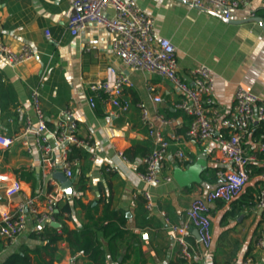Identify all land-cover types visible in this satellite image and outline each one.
Instances as JSON below:
<instances>
[{
	"label": "crops",
	"instance_id": "1",
	"mask_svg": "<svg viewBox=\"0 0 264 264\" xmlns=\"http://www.w3.org/2000/svg\"><path fill=\"white\" fill-rule=\"evenodd\" d=\"M136 2L154 18L157 34L170 39L174 45L180 79L191 83L189 69L197 65H207L213 70L212 95L218 119L228 117L238 85L264 99V0H252L247 9L233 10L228 19L190 6L186 0ZM69 13L68 0H0V39L15 48L26 43L37 52L35 59L15 67L9 66L0 53V84L12 86L17 105L30 114L33 111L29 92L37 87L41 109L50 127L59 109H69L77 125V136L89 140L96 156L90 160L87 152V159L74 161V173L70 177L72 194L68 197L61 193L55 199V203L69 200L71 205L69 213L63 212L62 220H52L59 226L51 225V221L43 225L29 221L25 232L14 243L5 245L0 241V260L20 244L35 246L39 240L32 233L38 235L44 228L50 230L49 226L61 233L63 222L70 230L92 226L104 250V264H264V248L254 247L262 223L255 199L258 189L264 185L261 177L264 154L259 146L264 141L249 128L243 143L247 155L252 157L247 183L230 203L220 200L211 203L210 244L204 246L192 228V236L187 238L190 256H180L181 248L170 225L183 223L191 198L215 186L211 169L224 166L215 142L212 138L193 140L184 136L191 117L177 107L181 93L170 80L124 67L111 49L114 34L101 24L88 23L78 34L71 35L67 29ZM113 13V8L108 7L106 14ZM252 17H260L263 27ZM44 29L49 30L50 39L45 37ZM107 66L127 74L133 83L123 91V98L129 103L124 112L116 113L110 103L99 97L95 99L97 108L87 103V85L104 79ZM152 95L159 96L161 101L154 102ZM138 104L144 105L150 114L160 112L173 119L163 128L170 145L159 166L161 178L170 176L171 180H163L150 189L152 211L144 207L141 195L144 184L135 176L144 170V157L153 148ZM10 117L13 120L9 121ZM21 125L22 117L14 113V107L0 109L1 133L13 135ZM218 133L225 135L226 130L220 129ZM178 149L185 158L176 156ZM117 151L127 155L130 170L103 171L104 161ZM56 158L59 161L58 153ZM21 169L39 173L41 185L32 190L30 182L19 177L17 171ZM191 170H194L193 176L187 177V181L177 180L176 175ZM0 172L18 178L23 193L35 197L39 209H43L49 193L60 191L56 179L42 177L39 160L29 155L18 140L0 149ZM81 186L84 188L79 191ZM73 197H78L82 205L73 203ZM19 200V195L6 196L0 183V205L14 207ZM105 207L124 212L126 216V233L111 244L93 224ZM55 245L57 258L52 264H100L80 253L72 256L64 238ZM32 264L37 262L33 260Z\"/></svg>",
	"mask_w": 264,
	"mask_h": 264
},
{
	"label": "built area",
	"instance_id": "2",
	"mask_svg": "<svg viewBox=\"0 0 264 264\" xmlns=\"http://www.w3.org/2000/svg\"><path fill=\"white\" fill-rule=\"evenodd\" d=\"M186 1L190 6L228 19L233 10L247 9L252 0ZM68 2L70 13L67 18V29L71 35L78 34L88 23L93 22L101 24L106 30L112 32L114 34L111 43L112 52L124 67L166 78L178 88L181 98L177 107L191 117L184 136L193 140L212 138L215 142L220 153L219 159L224 164L215 172V186L191 198L185 210L183 223L170 225L173 237L181 248L180 256L189 258L187 238L192 236L191 227L197 229L199 241L204 246H208L211 241L209 219L211 203L215 200L230 203L240 195L247 183L248 163L252 157L247 155L243 143L251 126L264 123V99L242 85H238L228 117L218 119L212 95L215 83L213 70L207 65H197L189 69L191 83L180 79L177 75L178 64L174 45L170 39L157 34L154 18L145 12L136 0H68ZM110 6L113 8V15L106 14ZM251 16H253L252 12ZM44 35L47 39L51 38L48 29H44ZM0 53L11 67L37 57V52L30 45L22 43L15 48L1 39ZM132 85L127 74L117 72L113 66H107L104 79L87 85L89 91L87 103L94 108L95 99L99 97L110 103L116 113L124 112L128 109L129 103L123 98V91L125 87ZM29 95L33 113L24 111L20 105L14 107V113L22 117V125L13 135L0 132V149L8 148L18 140L29 155L39 160L43 178L51 179L56 170H61L67 177H71L74 162L68 160L67 156L73 146L85 149L89 153L90 160L96 158L90 148L89 140L77 136V125L69 109H59L54 125L48 126L41 109L38 88L32 87ZM151 98L154 102L161 101L157 95H152ZM138 106L141 119L147 128V135L152 139L153 148L144 157V170L135 173V176L144 184L141 191L144 207L147 211H152L154 204L150 189L157 187L163 180H171L170 176L161 178L159 166L170 145V141L163 134V128L170 125L173 119L160 112L150 114L144 105L138 104ZM8 120H13V117ZM220 129H225L226 134H219ZM259 146L264 154V144ZM56 153L59 154V161ZM175 154L179 158H185L181 149H178ZM129 170V159L122 151H117L103 164V171L125 173ZM261 177L264 179V158ZM0 183L3 185L6 196H20V200L14 207L0 205V241L2 243L5 245L14 243L17 237L25 232L31 220L37 225H43L54 219L55 199L57 195H62L61 191L49 193L43 209H39L35 204V197L23 193L21 181L11 173L0 172ZM255 206L261 212L262 223L254 241V247L264 248V185L258 189ZM160 212L165 216L163 211Z\"/></svg>",
	"mask_w": 264,
	"mask_h": 264
},
{
	"label": "trees",
	"instance_id": "3",
	"mask_svg": "<svg viewBox=\"0 0 264 264\" xmlns=\"http://www.w3.org/2000/svg\"><path fill=\"white\" fill-rule=\"evenodd\" d=\"M16 105L17 97L12 86L5 85L4 83L0 84V109L8 110L10 106L15 107ZM95 108H97L96 105ZM250 128H252V134L254 136L264 141V123L253 125ZM67 158L72 162L80 159L85 160L88 158V153L82 147L73 146ZM216 170L217 168L215 167L214 169H211V172L215 175ZM17 172L21 179L30 182L32 190H35L41 185L39 173H35L34 170L25 171L24 169H21ZM72 172L74 173L73 166ZM79 180L82 182V177H80ZM83 188L84 187L81 186L79 191H82ZM72 201L73 203L76 202L79 205H82L78 197H73ZM250 204H252V202ZM55 207L57 208V211L53 213V218L57 221L62 220L63 212L69 213L71 211L69 200H65L64 203L57 201ZM125 220L126 216L124 212L109 210L108 207H105L103 214L93 221V224L97 230L101 232L102 236L107 238L108 243L111 244L122 238L126 233V229L124 228ZM104 221H106L105 224H103ZM192 228L193 227H191V230ZM49 229L50 230L45 231L44 228L43 232H40L38 235L32 233V237L39 240L35 246L30 247L24 243L18 245L0 260V264H32L33 260H35L37 264H52L57 258L55 255V244L63 238L66 240L72 256L76 253H80L86 256L89 261H99L100 264H104V250L100 241L95 237V233L92 231V226L89 224L84 225L79 229L70 230L62 222L60 228L61 233H57L56 229L51 228L50 226ZM46 257L49 258L46 259Z\"/></svg>",
	"mask_w": 264,
	"mask_h": 264
},
{
	"label": "water",
	"instance_id": "4",
	"mask_svg": "<svg viewBox=\"0 0 264 264\" xmlns=\"http://www.w3.org/2000/svg\"><path fill=\"white\" fill-rule=\"evenodd\" d=\"M252 19L257 21L263 27V23H262L260 17H252ZM193 173H194V170L179 173L178 175H176V178L180 183H182L183 181L188 180V179H186L187 177L193 176ZM52 177L54 179H56L57 182L59 183L60 191L62 193H64L65 195H67L68 197L71 196V194H72V179L70 177H67L63 173V171H61V170H56L55 172H53ZM50 224L53 226H59V223L56 221H51ZM192 232L195 235V237L199 240V235L197 233V229L194 228ZM71 264H73V262H71Z\"/></svg>",
	"mask_w": 264,
	"mask_h": 264
}]
</instances>
